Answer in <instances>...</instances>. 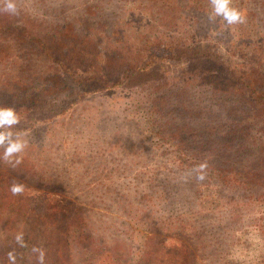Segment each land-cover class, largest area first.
Returning <instances> with one entry per match:
<instances>
[{
  "label": "rangeland",
  "instance_id": "1",
  "mask_svg": "<svg viewBox=\"0 0 264 264\" xmlns=\"http://www.w3.org/2000/svg\"><path fill=\"white\" fill-rule=\"evenodd\" d=\"M14 2L45 20H74L79 31L99 42L103 57L123 45L145 58L143 48L161 39L215 52L220 59L205 65L216 74L220 62L246 71L257 68V61L264 65V0H231L246 18L233 25L220 17L209 20V0ZM8 47L9 57L1 55L0 61V105L10 103L19 123L0 131H11L26 147L12 158L21 160L15 167L2 159L0 147V254L11 253L24 264H40L41 252L43 264H115L120 259L131 261L127 264H264L263 196L226 189L219 177L193 167L203 160L219 171L255 173L264 193V152L250 141L230 151L223 139L213 143L201 128L208 116L231 120L230 108L241 107L236 98H216L198 84L177 99L172 96L162 115L151 116L143 105L150 93L144 88L122 85L91 92L66 75L69 90L60 94L28 87L3 90L28 61ZM86 49L92 51V43ZM42 59H32V71H43ZM188 63L158 64L149 82L162 77L163 85L178 83ZM20 75L27 80L30 74ZM36 98L41 103L35 108ZM192 120L199 132L187 139L190 146L180 148L170 140L171 132ZM14 182L24 185L22 195L9 191Z\"/></svg>",
  "mask_w": 264,
  "mask_h": 264
},
{
  "label": "trees",
  "instance_id": "2",
  "mask_svg": "<svg viewBox=\"0 0 264 264\" xmlns=\"http://www.w3.org/2000/svg\"><path fill=\"white\" fill-rule=\"evenodd\" d=\"M14 3L17 6L18 14L13 15L0 10V61L2 60L1 55L9 57L8 46L15 50L18 49L19 56L21 53L28 60L26 63L20 64L18 72L20 74L28 72L30 75L26 80L21 75L18 77V73V79H13L12 83H5L6 87L3 90L11 88L25 90L28 87L31 91L60 94L62 91L69 90V83L63 82L64 76L67 75L71 77V84L91 92L108 91L122 85L131 90L135 88L147 89L150 93L146 95L143 105L149 107L151 116H157L162 115L165 109L172 104V101L169 102L172 96H176L177 99L187 93L186 88L200 84L205 86L206 90L210 91L214 97H223L225 100L234 97L237 99L236 102L241 105L240 108L235 105L230 108L228 112L232 115L231 120L208 116L201 125L204 134L214 137L213 143H218L220 139H223L222 146L230 151H233L240 142L250 141L264 152V65L261 62L257 61V68L251 67L247 71L238 68V66L231 67L220 62L218 63L220 72L216 74L213 68L209 69V65H205L211 59H220L215 52L200 46L189 47L185 45L186 43L173 45L165 43L161 39L157 40L155 45L150 46V48L155 46L161 52L159 53L157 50L152 52L149 50L150 48H143V51H147L145 58L135 57L123 45H114L116 52L113 53L109 49L103 54V57L98 47L99 42H95L93 38L91 39L90 36L79 31L74 20H45L39 15L26 12L21 3ZM84 4L88 9L91 8L87 3ZM3 6V3H0V9H3ZM94 7L95 5L92 6V10L95 11ZM91 43L92 51H88L86 48ZM36 56L43 58L41 62V66H45L43 71H41L42 69L32 71L35 66L32 59ZM172 59L189 62L183 68V74L176 77L179 82L171 81L167 85H163L159 83L162 77L153 79L156 84L149 82V78L155 73V68L159 67L158 64L172 61ZM35 75L37 76L35 77ZM167 76L168 74L163 77L167 79ZM35 80L40 81L41 85H34ZM152 94H155V97L150 98ZM33 102L35 108L41 103L38 98L33 99ZM9 105L10 103L3 102L0 108H10ZM218 108L223 112L227 111V108L220 109L219 106ZM207 113L213 114L210 111ZM206 115V113L203 114V116ZM235 117H239V119ZM226 122L229 124H225ZM195 123L192 120L191 123L178 125L171 132L170 140L180 148L190 146L187 139L199 132L198 125ZM222 127L225 128L222 129ZM220 128L221 133L218 131ZM226 128L227 132L224 131ZM201 164H205L206 167L199 172L216 175L219 177L220 185L224 188L252 190L249 198L259 196L264 198V193H261L262 181L255 179V173L229 172L227 169H225L226 172L219 171L215 167L208 166L207 161L203 160L193 163V167L195 166L197 170ZM261 165L264 167V161H261ZM239 175L244 176V179H239ZM83 233L85 231L80 234ZM81 236L82 240H91V235ZM94 242L95 238L92 235V243ZM102 255L99 253V256ZM13 257L14 259L10 260L7 253L0 254V264H24L18 257ZM117 262L118 264H127L131 261L121 259L113 261L115 264Z\"/></svg>",
  "mask_w": 264,
  "mask_h": 264
},
{
  "label": "clouds",
  "instance_id": "3",
  "mask_svg": "<svg viewBox=\"0 0 264 264\" xmlns=\"http://www.w3.org/2000/svg\"><path fill=\"white\" fill-rule=\"evenodd\" d=\"M3 3L2 11L9 12L13 15L18 14V9L14 0H0ZM210 6L212 8V15L209 16V20L212 21L214 17L222 18L227 25L233 24H243L246 18L242 12L236 8L231 7V0H209ZM19 123V117L15 110L12 108L4 107L0 108V129H11L14 125ZM0 147H3L2 159L8 163H11L13 167L21 163L19 158L15 159L13 162L12 158L20 153L26 147V143L21 141L19 138L13 139V133L11 131H0ZM206 167L205 164L198 166V171L203 170ZM199 180H203L204 176L199 175L197 177ZM9 191L13 196L22 195L24 192V185L20 183H13ZM17 241H21L22 237L17 236ZM35 250V249H34ZM9 259L13 260L14 257L9 253ZM40 264H43L44 255L43 252L39 256Z\"/></svg>",
  "mask_w": 264,
  "mask_h": 264
}]
</instances>
